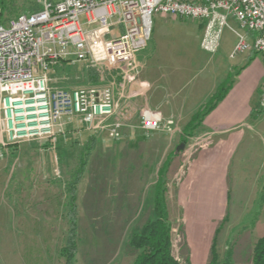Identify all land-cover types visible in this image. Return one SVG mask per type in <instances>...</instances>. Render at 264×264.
I'll use <instances>...</instances> for the list:
<instances>
[{
    "label": "rangeland",
    "instance_id": "374dc122",
    "mask_svg": "<svg viewBox=\"0 0 264 264\" xmlns=\"http://www.w3.org/2000/svg\"><path fill=\"white\" fill-rule=\"evenodd\" d=\"M39 1L2 0L0 24H7L6 19L8 22L19 15L40 11ZM198 24L189 19L155 14L151 40L140 54L145 65L144 71L139 73L140 79L150 82L148 74L155 69L161 75L181 69L179 72L183 75H191L188 86L183 87L190 91L194 83L210 73L205 67L210 55L201 49L202 27L198 30ZM237 32L243 31L239 23L231 19L218 52L225 59L238 44ZM195 60L204 66L203 70ZM227 61L225 64L230 65ZM137 64L139 68L138 61ZM87 65L85 62L58 63L50 71V86L69 91L112 86L116 99L120 98V108L128 107L127 100L121 98L131 84L125 82L130 70L128 65L97 66L109 75L100 83L90 82ZM224 71L225 68L221 72ZM165 82L161 80V86ZM156 106L153 103L151 110L157 111ZM207 106L208 103L204 104L195 124L187 126L188 133L196 131L200 119L207 115ZM160 111L166 118V111ZM189 113L187 111L185 121L190 118ZM255 115L261 120L264 111ZM255 115L247 118L246 126L219 136L229 142L217 149L222 153L214 168L219 178L223 168L228 170L225 183L229 199L217 206L218 191L214 190V202L210 200L206 211V219L210 220L203 222L210 230L220 229L217 246L228 242L226 245L233 253L227 256L222 253L221 260L233 264H253L254 245L264 236V130L254 128ZM64 123L52 139L14 144L7 143L0 125V264H66L63 249L69 245L72 216L77 231L74 264H132L138 251L129 245L130 237L152 217L157 190L164 189V195L166 191L174 193L173 181L164 182L161 172L166 156L179 142L178 135H172L176 139L169 140L164 132H155L154 136L161 137L159 142L144 135L150 140L130 155L127 135L143 134L136 129L140 120L130 123L120 141L108 138L104 131L91 129L76 117L65 118ZM179 128L184 129L185 125L180 123ZM241 136L243 140L232 149L234 137ZM163 139L166 147H163ZM78 176L80 180L73 195L70 187ZM72 196L76 198L75 209L71 207ZM118 211L121 214L118 215ZM181 211L184 220V207ZM221 211L226 219L217 221L216 214ZM169 219L176 247L174 254L176 257L179 254L184 262L186 223L177 221L173 214H169Z\"/></svg>",
    "mask_w": 264,
    "mask_h": 264
},
{
    "label": "built area",
    "instance_id": "2783aa9c",
    "mask_svg": "<svg viewBox=\"0 0 264 264\" xmlns=\"http://www.w3.org/2000/svg\"><path fill=\"white\" fill-rule=\"evenodd\" d=\"M41 10L0 24V125L8 144L49 140L79 120L108 138L120 141L131 126L132 113L120 108L114 87L66 90L50 86V71L60 62L95 66L128 65L125 82L135 83L137 56L152 37L155 14L198 22L201 49L216 54L231 19L236 33L235 54L257 51L264 55V0H40ZM84 17L85 21H82ZM119 28V30H117ZM252 34L250 41L247 33ZM259 108L264 110V92ZM139 128L174 134V119L141 112Z\"/></svg>",
    "mask_w": 264,
    "mask_h": 264
},
{
    "label": "crops",
    "instance_id": "0c3cea01",
    "mask_svg": "<svg viewBox=\"0 0 264 264\" xmlns=\"http://www.w3.org/2000/svg\"><path fill=\"white\" fill-rule=\"evenodd\" d=\"M1 2L2 0H0V4ZM167 17L175 19L171 16ZM198 26L196 28L200 30L201 25L198 24ZM165 31L168 35V29ZM200 31L203 35V29ZM247 36L252 41L253 35L247 33ZM236 46L237 44L234 45L233 49H236ZM235 49L232 50L233 54L226 57V59L225 56L218 54L219 51L214 55H210V61L207 60V62L205 61L207 65L204 64L207 69H210V73L198 83H194L190 91L183 89V87L188 86L191 75H183L182 72H179L181 70L179 68H176L179 69L178 72H171L168 75H161L154 68L155 71L147 73L150 82L140 79L139 73L141 74L144 71L145 66L140 57L143 51L137 56V61L140 64L139 68H141L137 73V81L128 85L125 94L121 97H124L125 101L127 100V106L131 110L132 121L134 122L140 120L143 110H151L153 103L157 104L156 108L158 110L155 112L160 113L164 120L174 119L176 122V132L165 134L169 135V140L178 138L179 142L175 149H172L173 151L171 150L172 152L170 151L169 155L166 156L167 159L162 165L163 170L161 173L164 182L168 179L169 182L173 181L172 189H174V193H170L165 189L168 213L173 214L177 221L186 223L187 245H184V249L187 251V255L185 261L183 262L182 257L179 254L177 255V258L183 263L210 264L213 247H215L220 260L222 253L226 256L232 253L228 248L229 245H226L228 242H221L219 247L217 246V235L220 229L216 227L210 230L207 228L209 226L206 227L204 224L210 220L206 219V211L209 210L210 200L214 202V190L218 191L215 199L218 201L217 206L222 205L229 199L225 183L226 176L229 174L228 170L223 168L219 178L216 176L214 168L215 162L222 153L221 150L217 149L220 145L222 147L229 142V140H224L219 136L229 134L241 126H246L249 116L264 111L259 108V102L264 92V55L254 50L235 54ZM227 59L231 62L230 65L225 64ZM194 63L199 65L197 60ZM198 67L201 70L204 69L203 65ZM216 68L218 69L217 72H215ZM223 68H225V71L221 72ZM161 80H166L162 86ZM166 95L170 96L171 99ZM117 101L120 102V98ZM207 103L208 106L205 109L207 111L210 108V112L207 113L202 122L200 120V124L196 125V131L188 133L186 131L187 126L195 124L196 120H193L195 115L202 111L204 104ZM160 109L166 111L167 119L164 118ZM187 111L190 112L188 114L190 118L185 121ZM255 117V121L253 119V122H255L253 123L254 128L263 131L264 117L262 116L261 120H258L256 115ZM180 123L185 125L184 129L179 128ZM249 127L252 128L251 125ZM136 129H139L143 134L131 132L127 135V142L130 144L128 147L130 155L135 154L140 145L145 146L147 140H150L146 139L148 136L139 126H136ZM154 134L150 135L155 140L153 142L161 141V137H156ZM172 135L178 136L172 138ZM233 140L232 149L243 138L242 136L237 137V139L234 137ZM165 141V139L162 140L163 147H166ZM181 143L185 144V148L178 152L177 148ZM143 169L145 170V168ZM210 190L213 191L210 192ZM183 207L184 220L181 217ZM119 214H121V211H118ZM216 215L217 221L226 219L222 211ZM212 220L214 221V219ZM209 232L210 234H208ZM172 241L173 252H175L173 232Z\"/></svg>",
    "mask_w": 264,
    "mask_h": 264
},
{
    "label": "trees",
    "instance_id": "16d2710c",
    "mask_svg": "<svg viewBox=\"0 0 264 264\" xmlns=\"http://www.w3.org/2000/svg\"><path fill=\"white\" fill-rule=\"evenodd\" d=\"M2 12L0 13V15ZM7 23V19L4 20ZM9 22V21H8ZM87 75L91 83H100L105 78H108L107 72L101 71L97 66L88 64ZM202 112V111H200ZM198 112L194 121L200 116ZM210 112L207 110L206 114ZM205 114V115H206ZM204 116V115H203ZM201 122L203 119H200ZM86 163H83L85 166ZM80 180L78 176L75 183L70 187L73 195L76 191L77 181ZM160 181H158L159 183ZM162 185V183H161ZM72 206L75 209V196H72ZM72 210V208H71ZM72 212V211H71ZM75 212V211H74ZM152 217H150L142 226L137 230L129 240V245L138 254L132 264H191L190 262H181L173 252L172 241V224L169 219V213L166 206V197L164 195V189L157 190V195L154 201V208L152 210ZM72 225L70 229V237H68V244L64 249L63 256L65 257L66 264H74V256L76 255L77 243H76V220L72 216ZM210 264H233L229 260L222 261L219 259L215 247L212 251V260ZM253 264H264V236L260 238L253 251Z\"/></svg>",
    "mask_w": 264,
    "mask_h": 264
},
{
    "label": "water",
    "instance_id": "95a60500",
    "mask_svg": "<svg viewBox=\"0 0 264 264\" xmlns=\"http://www.w3.org/2000/svg\"><path fill=\"white\" fill-rule=\"evenodd\" d=\"M184 148H185V144L182 143V144H180V145L178 146L177 151L180 152V151H182Z\"/></svg>",
    "mask_w": 264,
    "mask_h": 264
}]
</instances>
